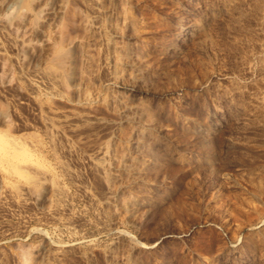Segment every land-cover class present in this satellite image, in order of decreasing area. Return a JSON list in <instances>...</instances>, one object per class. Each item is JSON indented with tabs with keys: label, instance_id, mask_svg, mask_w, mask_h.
<instances>
[{
	"label": "rangeland",
	"instance_id": "obj_1",
	"mask_svg": "<svg viewBox=\"0 0 264 264\" xmlns=\"http://www.w3.org/2000/svg\"><path fill=\"white\" fill-rule=\"evenodd\" d=\"M7 1L0 264H264V0Z\"/></svg>",
	"mask_w": 264,
	"mask_h": 264
},
{
	"label": "bare ground",
	"instance_id": "obj_2",
	"mask_svg": "<svg viewBox=\"0 0 264 264\" xmlns=\"http://www.w3.org/2000/svg\"><path fill=\"white\" fill-rule=\"evenodd\" d=\"M10 1V0H9ZM9 1H7V2H9ZM38 2L40 1V0H37ZM16 2H17V0H12V1H10L9 3H8V8L9 9H13V8H15V6H16ZM18 3V2H17ZM18 6H20V5H18ZM60 7L61 6H59L58 7V10H60ZM22 8V7H21ZM23 9H21V11H22ZM11 11V10H10ZM15 11H18L17 12V14L18 13H20L19 12V10H15ZM57 10H55V8L53 7V6H51L50 4H49V2L48 1H45L44 3H43V6L41 7V9H40V12L38 13V10H37V14H39V16H42V17H44V16H46V15H49V14H54V12H56ZM13 12V11H12ZM18 16V15H17ZM19 16H20V14H19ZM21 17V16H20Z\"/></svg>",
	"mask_w": 264,
	"mask_h": 264
}]
</instances>
